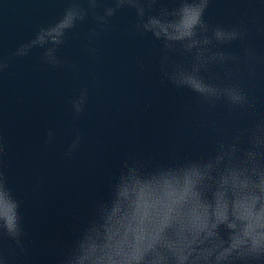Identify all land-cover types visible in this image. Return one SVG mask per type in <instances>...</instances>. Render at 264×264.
Returning a JSON list of instances; mask_svg holds the SVG:
<instances>
[{
  "label": "water",
  "instance_id": "95a60500",
  "mask_svg": "<svg viewBox=\"0 0 264 264\" xmlns=\"http://www.w3.org/2000/svg\"><path fill=\"white\" fill-rule=\"evenodd\" d=\"M162 5L175 6L174 0ZM66 6V0H0V54L33 38ZM205 19L246 27L243 41L221 47L241 57L246 48L255 50V75L241 64L238 79L264 114V0H212ZM135 22V11L123 9L100 30L89 15L58 49L62 66L44 64L43 49L35 48L0 75V136L26 230L27 253L13 264H57L92 202L107 197L129 153L153 162L173 153L207 155L221 133L230 135L253 118L246 110L229 111L223 101L202 108L194 93L163 82L162 45L151 34L132 35ZM93 29L99 35L89 39ZM89 48L97 50L95 57ZM213 70L224 79L223 69ZM83 87L89 90L86 109L73 121L70 100ZM74 129L83 140L69 160L65 150ZM49 130L55 135L46 145Z\"/></svg>",
  "mask_w": 264,
  "mask_h": 264
},
{
  "label": "clouds",
  "instance_id": "9594fccd",
  "mask_svg": "<svg viewBox=\"0 0 264 264\" xmlns=\"http://www.w3.org/2000/svg\"><path fill=\"white\" fill-rule=\"evenodd\" d=\"M211 2L174 0L175 6L167 7L162 0H66L59 19L0 54V75L35 48L43 49L44 64L62 66L58 49L89 15L103 30L119 11L132 9L136 22L131 34H151L162 45L163 82L191 91L202 108L223 101L229 111L246 110L253 117L230 135L221 133L207 155L173 153L153 162L129 153L111 177L107 197L92 202L57 264H264V114L257 113L238 79L241 64L255 75L256 54L251 47L243 57L221 47L243 41L247 29L209 23L205 13ZM98 35L96 29L88 33L89 39ZM88 51L97 54L94 48ZM217 66L224 79L213 70ZM88 91L83 87L70 100L73 121L84 113ZM54 135L47 132L46 145ZM82 140L74 129L67 159ZM7 153L0 136V264H13L27 253L22 201L7 172Z\"/></svg>",
  "mask_w": 264,
  "mask_h": 264
}]
</instances>
